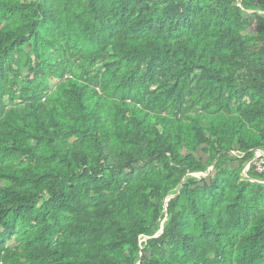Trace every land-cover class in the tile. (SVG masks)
<instances>
[{
	"label": "trees",
	"instance_id": "obj_1",
	"mask_svg": "<svg viewBox=\"0 0 264 264\" xmlns=\"http://www.w3.org/2000/svg\"><path fill=\"white\" fill-rule=\"evenodd\" d=\"M257 151L264 0H0V264H264Z\"/></svg>",
	"mask_w": 264,
	"mask_h": 264
},
{
	"label": "built area",
	"instance_id": "obj_2",
	"mask_svg": "<svg viewBox=\"0 0 264 264\" xmlns=\"http://www.w3.org/2000/svg\"><path fill=\"white\" fill-rule=\"evenodd\" d=\"M253 165L257 167L258 172L264 173V154L261 151H257V158L253 162Z\"/></svg>",
	"mask_w": 264,
	"mask_h": 264
},
{
	"label": "crops",
	"instance_id": "obj_3",
	"mask_svg": "<svg viewBox=\"0 0 264 264\" xmlns=\"http://www.w3.org/2000/svg\"><path fill=\"white\" fill-rule=\"evenodd\" d=\"M248 166H250V165H248ZM248 166H247L246 169H245L246 171L249 169Z\"/></svg>",
	"mask_w": 264,
	"mask_h": 264
},
{
	"label": "clouds",
	"instance_id": "obj_4",
	"mask_svg": "<svg viewBox=\"0 0 264 264\" xmlns=\"http://www.w3.org/2000/svg\"><path fill=\"white\" fill-rule=\"evenodd\" d=\"M251 165H253V163H251ZM251 166H249V168H250Z\"/></svg>",
	"mask_w": 264,
	"mask_h": 264
},
{
	"label": "water",
	"instance_id": "obj_5",
	"mask_svg": "<svg viewBox=\"0 0 264 264\" xmlns=\"http://www.w3.org/2000/svg\"><path fill=\"white\" fill-rule=\"evenodd\" d=\"M251 163H253V162H251ZM251 163H250V166H251ZM162 232H164V231H162Z\"/></svg>",
	"mask_w": 264,
	"mask_h": 264
},
{
	"label": "rangeland",
	"instance_id": "obj_6",
	"mask_svg": "<svg viewBox=\"0 0 264 264\" xmlns=\"http://www.w3.org/2000/svg\"><path fill=\"white\" fill-rule=\"evenodd\" d=\"M204 175V174H203Z\"/></svg>",
	"mask_w": 264,
	"mask_h": 264
}]
</instances>
